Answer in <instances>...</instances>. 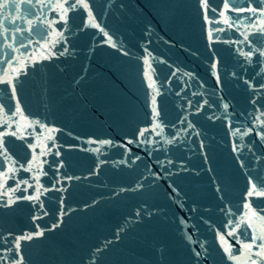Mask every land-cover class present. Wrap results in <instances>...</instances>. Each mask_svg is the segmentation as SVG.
Wrapping results in <instances>:
<instances>
[{
  "label": "water",
  "instance_id": "water-1",
  "mask_svg": "<svg viewBox=\"0 0 264 264\" xmlns=\"http://www.w3.org/2000/svg\"><path fill=\"white\" fill-rule=\"evenodd\" d=\"M84 2L0 0V264H264V0Z\"/></svg>",
  "mask_w": 264,
  "mask_h": 264
},
{
  "label": "snow or ice",
  "instance_id": "snow-or-ice-1",
  "mask_svg": "<svg viewBox=\"0 0 264 264\" xmlns=\"http://www.w3.org/2000/svg\"><path fill=\"white\" fill-rule=\"evenodd\" d=\"M79 3L81 4V6L85 9H88L89 5L88 3L84 2V0H79ZM73 5H70V7H72ZM205 6H207V0H205ZM0 7H7V5H0ZM58 7H60L61 9H63V11L67 12L68 9H65L63 4L61 5H58ZM225 9L227 10H231L229 9L228 7V4L225 3L224 5ZM234 7V6H233ZM237 11H242V9H237ZM248 11H252V12H255L256 10L255 9H248ZM262 15H264V13H262ZM98 26V25H97ZM262 55H264V52L261 53ZM0 152H2L5 156V158H8V155H7V149L4 148V142L2 140H0ZM30 170V168L28 169ZM0 171H2V168H0ZM13 169H9V172H12ZM5 176H8V173H5ZM35 178V177H34ZM24 183H27V181H24ZM17 187H19V182L17 184ZM12 191H16V189H13ZM253 194L257 195V196H261V195H264V190H261V191H257V186L253 185V190L251 192L248 193L249 196H252ZM38 197H19L18 199H37ZM14 202V201H13ZM250 207V206H249ZM43 233H37V235H42ZM229 234H233V233H229ZM254 238H258L262 241H264V236H260V237H254ZM21 239H32V236H26V237H22ZM221 240H223V237H221ZM19 246V245H17ZM246 248H248L249 250H251V247L252 245L250 244H246L245 245ZM261 249L264 250V244H261L260 245ZM226 251H228V249H225Z\"/></svg>",
  "mask_w": 264,
  "mask_h": 264
}]
</instances>
